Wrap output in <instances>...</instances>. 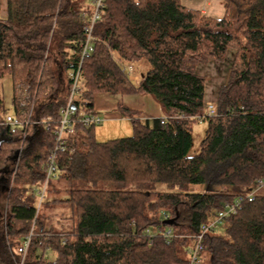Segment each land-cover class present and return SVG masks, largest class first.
<instances>
[{
    "label": "trees",
    "instance_id": "trees-1",
    "mask_svg": "<svg viewBox=\"0 0 264 264\" xmlns=\"http://www.w3.org/2000/svg\"><path fill=\"white\" fill-rule=\"evenodd\" d=\"M222 1L221 19L181 0L105 1L94 52L83 64L84 97L93 110L97 94L149 95L163 118L142 120L120 107L133 135L107 142L97 141L96 125L76 124L57 154L56 177L78 187L64 190L62 199L45 201L44 195L41 201L55 148L43 121L52 118L54 129L67 105L85 39L81 16L92 0H8V16L0 17V80L12 78L15 114L31 108L18 97L22 85L34 112L22 131L0 128V264H16L31 233L25 264H188L200 227L264 179V0ZM107 46L151 65L139 86ZM229 49L236 55L218 92L217 115L204 122L200 152L191 155L196 117L207 107V79L197 68L224 62ZM109 182L123 188L101 186ZM156 184L176 190H142ZM195 185L206 190L189 191ZM223 226L224 235L205 238V264H264V195L244 202Z\"/></svg>",
    "mask_w": 264,
    "mask_h": 264
},
{
    "label": "built area",
    "instance_id": "built-area-1",
    "mask_svg": "<svg viewBox=\"0 0 264 264\" xmlns=\"http://www.w3.org/2000/svg\"><path fill=\"white\" fill-rule=\"evenodd\" d=\"M106 0H92V8L90 12H84L81 16V22L84 24L85 39L79 45L78 55L79 63L75 70L70 74L71 86L69 90V98L67 105L63 107L60 112V119L54 129L50 128L53 123L52 118H47L43 121L48 127L47 129L53 135L55 140V148L47 160L45 167L46 177L42 190L39 192L41 201L45 195L46 188L51 180L56 178L59 169L57 165V154L65 150L66 138L68 135L74 133L76 124H82L86 127L93 125H100L102 118H100L95 110L91 109L88 105L89 102L84 97L85 81L83 79V64L91 57L94 52L95 38L93 31L96 23L100 20L104 13V5ZM108 47V46H107ZM110 55L113 61L120 67L123 74L136 86H139L143 78L150 71V65L143 61H131L124 58L118 51L109 48ZM26 99L30 101L31 95L25 93ZM34 112V104L27 112L20 115L15 113H5L0 117V128H4L11 133H17L29 127L32 122ZM217 115L216 105H207L206 110L200 113L196 118L199 123H204L209 117ZM260 195H264V179L258 180L244 190L234 202L225 203L219 211L210 217L207 223H204L197 235L193 236V245L189 250V263L188 264H203L202 257L204 252V241L207 235L217 233L223 226L224 222L237 214L241 209L244 202H254ZM165 239L173 236L171 230H167L163 234ZM32 233L24 240V243L19 247L17 255L19 256L16 264H25L29 252Z\"/></svg>",
    "mask_w": 264,
    "mask_h": 264
},
{
    "label": "rangeland",
    "instance_id": "rangeland-1",
    "mask_svg": "<svg viewBox=\"0 0 264 264\" xmlns=\"http://www.w3.org/2000/svg\"><path fill=\"white\" fill-rule=\"evenodd\" d=\"M181 3L189 8H194V9H202L203 7L208 8V13L210 16H212L213 18H222L223 14H224V2L222 0H181ZM207 3H209L208 7H207ZM204 10V9H203ZM203 15V14H202ZM204 16V15H203ZM207 17V16H204ZM209 18V17H208ZM231 55L228 57V59L225 61L226 64H224V67H221L220 69L225 68V66L228 67L231 64ZM212 63V62H211ZM214 63V62H213ZM210 65V64H209ZM222 65V64H219ZM206 67H208L207 65H203L200 66V71L204 70ZM207 75H209L207 73ZM210 76V75H209ZM225 76V75H224ZM223 78V76H221ZM207 79V86H211V87H218L220 85L219 79H214L212 76L211 77H205ZM226 79V76H225ZM222 81V84L225 82ZM29 93L28 91V87L22 85L21 88L18 91V97L19 99H21V101L27 102L28 100L26 99L25 93ZM0 102L2 103L3 109L5 110V113H14V107H13V81L11 76H6L5 78H3L2 80H0ZM32 104H34V102L32 101V98L30 99V101H28ZM3 113V114H5ZM23 113V112H22ZM2 113L0 114V117H2L3 115ZM24 114V113H23ZM100 118H102L103 116H99ZM103 120V119H102ZM111 128L112 130H108V128ZM118 127H124V129H126V131L121 128H119L120 130L114 132V129H117ZM206 123H197L194 126V143H193V148L191 151V155H195L198 154L200 152L201 149V142L205 137V133H206ZM109 134H114V135H109ZM133 135V130L131 127V122L128 121L126 119V117L123 115L121 118V121L118 123H113V122H109L108 120H104L100 125H98L96 127V139L98 142H107L110 140H115V139H120V138H128L131 137ZM11 168V167H10ZM8 175H5V179H7ZM103 186L105 189H110V190H114V189H121L123 188L122 185L116 184V183H106L101 185ZM78 187L76 184L74 183H68V182H59V180L56 178L52 179L48 189H52V188H57L60 190L59 193L55 194V196L53 194L46 192L45 194V201L48 200L51 197L54 198H64L66 196V193L64 192V190L68 189V188H75ZM142 190H148V191H154V192H170L173 190H176V188H173L171 185L169 184H156V185H144L142 187ZM206 190L205 186H201V185H195V186H190L189 187V191L191 192H203ZM39 198L41 199V197L39 196ZM224 226H222L219 231L217 232L219 235H224ZM48 260L50 261H54L55 260V255L52 253H49L47 255ZM189 258V256H188ZM208 262V258H207V253L203 252V257H202V263L205 264Z\"/></svg>",
    "mask_w": 264,
    "mask_h": 264
},
{
    "label": "crops",
    "instance_id": "crops-1",
    "mask_svg": "<svg viewBox=\"0 0 264 264\" xmlns=\"http://www.w3.org/2000/svg\"><path fill=\"white\" fill-rule=\"evenodd\" d=\"M208 5L209 3H207V7ZM196 10H200L204 16L213 18L212 16L209 15L208 8L203 7L202 9H196ZM224 14H225V10H224ZM7 16H8V0H0V17L6 18ZM218 19H221V18H218ZM230 55L232 56L231 64L229 67L228 65L227 67L225 66V68L222 71V69L220 68L222 66L224 67V64H226L225 61L228 59ZM235 55H236V51L234 49H229L226 60L224 62L209 63L210 65L208 64L207 65L208 67H206L204 70H201V71H200V66L197 68V73L200 76L207 77V78L212 76L214 79H219V78L221 79L219 80L220 85L217 88L211 87L209 85L207 86L206 84L205 100H206L207 105H210V104L215 105L217 103L219 89L227 81L229 70L232 66ZM143 61L147 62L146 60H143ZM219 64H222V65H219ZM151 69L152 67L150 65V70ZM207 73L210 76L207 75ZM224 75L226 76V79ZM221 76H223V78ZM224 79H225V82L222 84V81H224ZM93 106H94L95 113L98 116L100 115L103 116L102 117L103 121L108 120L109 122H113V123H118L121 121V118L123 115L119 111L120 107H125L133 111H136L137 115L135 116V118H139L142 120H153V119L163 118V112H162L160 105L149 95L113 96L110 94H97L95 96ZM126 119L130 121L129 118L126 117ZM119 128H121L122 130L124 129V127H118L117 129H114L113 131L116 132L120 130ZM108 130H112V129L109 127ZM124 130L126 131V129ZM109 135H114V134H109Z\"/></svg>",
    "mask_w": 264,
    "mask_h": 264
},
{
    "label": "water",
    "instance_id": "water-1",
    "mask_svg": "<svg viewBox=\"0 0 264 264\" xmlns=\"http://www.w3.org/2000/svg\"><path fill=\"white\" fill-rule=\"evenodd\" d=\"M13 161H14L15 163H17V162L19 161V155H16L15 157H13Z\"/></svg>",
    "mask_w": 264,
    "mask_h": 264
}]
</instances>
